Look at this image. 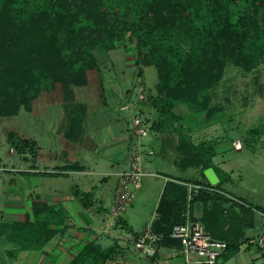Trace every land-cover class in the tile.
Returning a JSON list of instances; mask_svg holds the SVG:
<instances>
[{
  "label": "trees",
  "instance_id": "1",
  "mask_svg": "<svg viewBox=\"0 0 264 264\" xmlns=\"http://www.w3.org/2000/svg\"><path fill=\"white\" fill-rule=\"evenodd\" d=\"M247 1L249 7L242 15L236 10L245 0H2L0 116L17 115L22 108L32 111L43 91L60 94L50 101L63 103L65 120L60 134L70 148L74 143L84 144L88 138L86 105L76 101L72 85L85 84L89 71L100 72L97 50L107 52L121 43H133L139 74L143 65L157 68L155 90L147 97L159 115L154 129H175L176 123L184 129L183 116L176 111L181 104L206 111L210 118L221 109L212 105L211 89L222 79L226 65L233 62L252 70L264 62V0ZM24 141L34 144L31 139ZM177 152L180 159L176 164L182 170L200 168L204 180L167 181L152 222V229L163 235L160 246L182 249V241L171 236L173 227L184 223L188 214L197 219L194 204L202 202L200 220L215 238L228 242L223 255L228 258L239 248L243 225L248 226L236 210L242 205L231 200L232 205L226 207V195L206 190L188 200L185 183L222 190L230 175L215 164L212 147L195 143L189 132L180 130ZM209 167L219 177L215 185L205 174ZM82 168L68 164L44 174L54 176ZM257 209L264 213L263 208ZM68 220L62 204L34 201L25 220H13V225L0 228V232L9 231L7 238L17 249H42L67 230ZM123 251L118 242L103 248L92 240L70 264H133L134 259ZM121 255L124 257L119 259Z\"/></svg>",
  "mask_w": 264,
  "mask_h": 264
},
{
  "label": "rangeland",
  "instance_id": "2",
  "mask_svg": "<svg viewBox=\"0 0 264 264\" xmlns=\"http://www.w3.org/2000/svg\"><path fill=\"white\" fill-rule=\"evenodd\" d=\"M238 7L236 11L243 15L249 7L248 1ZM96 53L100 72L89 71L85 84L72 85L76 101L86 105L84 125L88 138L84 144L74 143L75 147L70 148L60 134V125L65 120L63 103L50 102L53 98H60V94L48 95L43 91L34 101L32 111L22 108L17 115L0 116V228L10 227L13 220H25L31 211L32 199L37 196L38 201L62 204L65 195L78 193L77 188L81 194L88 187L99 196L103 195L104 199V206L97 210L96 218L94 216V231L102 237L105 246L114 245L118 238L126 241V237L134 234L126 231L120 218L127 219L136 231H144L153 222L158 215L157 207L166 180H204L200 168L182 170L176 164L180 159L178 152L172 154L168 151L165 155L153 147L157 145L152 140L159 115L147 97L155 90L156 66L143 65L140 75L133 43H121L113 50L99 49ZM211 94L212 105L221 107L219 111L207 118L206 111L181 104L176 111L183 116L184 129H179L180 124L176 123L177 130L169 132L177 144L180 130H184L190 133L195 143L210 145L215 164L230 175L221 188L225 192L222 194L228 198L226 203L229 206L241 204V208L253 213V226L255 222L256 226L247 229L252 235L251 249L243 245L239 253L219 261V264H239L250 259L264 230V213L257 209H264V62L252 70L229 62ZM139 109L150 128V133L141 141L147 149L153 147L157 153L150 157L146 154L142 187L121 217L112 220L110 210L118 172L128 167L130 153L139 141L132 132V118ZM24 139H31L34 144L27 145ZM236 140L242 142V149L234 147ZM71 162L84 166L86 170L54 176L44 174V170L60 169L61 165ZM75 202L81 209L80 201ZM202 211L203 203L197 202L196 214ZM71 212L77 221L81 220L77 208ZM248 212L241 214L246 225L252 221ZM73 225L77 227L75 223ZM8 233L0 232V264H16L9 250L18 246L7 238ZM56 242L58 237L49 242L46 249L51 251ZM121 246L125 251L122 253L134 259L133 264H149L135 251L132 239ZM160 252L163 257L160 264H187L182 252L172 258L164 256L168 253L167 248ZM27 259L24 257L19 264H30L24 262Z\"/></svg>",
  "mask_w": 264,
  "mask_h": 264
},
{
  "label": "built area",
  "instance_id": "3",
  "mask_svg": "<svg viewBox=\"0 0 264 264\" xmlns=\"http://www.w3.org/2000/svg\"><path fill=\"white\" fill-rule=\"evenodd\" d=\"M132 121V132L139 141L130 153L128 167L119 174L116 194L110 210V219L112 220L120 218L133 202L138 190L142 187L143 177L146 175V171L143 168V160L146 154L151 155L154 153L152 149H147L141 141L142 138L150 133V128L140 109L134 113ZM233 145L236 149H242L240 140L234 141ZM185 185L188 188V200L193 199L202 190L225 193L210 185L189 182H186ZM171 236L182 241V252L191 263L219 264L220 259L223 258L228 248L227 241L215 238L200 219H192L189 214L184 223L176 224L173 227ZM162 238V234L152 229L151 223L144 231L137 235L133 234L131 237H126L125 240L127 243L130 239L134 241L135 251L144 257L146 262L148 261L149 264H160L158 254ZM257 244L264 252V231L260 234ZM248 264H264V258Z\"/></svg>",
  "mask_w": 264,
  "mask_h": 264
},
{
  "label": "crops",
  "instance_id": "4",
  "mask_svg": "<svg viewBox=\"0 0 264 264\" xmlns=\"http://www.w3.org/2000/svg\"><path fill=\"white\" fill-rule=\"evenodd\" d=\"M174 129V128H170V129H157L155 128V132H153V140L152 143L154 144L156 141V144H154L153 147H155L158 152H160L161 154H165L167 155L168 151H171L172 154L177 153V140L176 139H172V133L169 132V130ZM168 130V131H167ZM175 133V132H174ZM151 147V149L154 151L153 154L149 155L148 157L154 155L155 153H157L155 151V148ZM68 164H74V163H65L63 165H61L60 169H63L65 165ZM81 166V165H80ZM60 171L59 168H56ZM85 167L83 166L82 169L79 170H64V174H67L70 171H79V172H83L85 171ZM44 171H48V170H44ZM122 170H120L118 172V177L119 174ZM174 179V178H173ZM208 179V178H207ZM167 183H164L163 186V190L164 187ZM162 190V193H163ZM79 193V189L77 188V191ZM78 193H74V194H68L65 195L64 197V201L61 202L62 205H64L65 209L67 210V212L69 213V227L67 228V230L64 233H60L58 235H56L52 240H54L55 238L58 237V242L55 243V246L52 248V250H48L46 249V245L49 243H47L42 249H17L15 247V249L13 250H9V254L10 257L14 260V263L19 264L20 262H22L23 258L25 257L27 260H24L25 263H30L33 261V264H70V262L72 261L74 255L77 254V252L88 242V241H95L96 243H99L102 245L103 248H107L108 246H105L103 244V239L102 237L98 236V234H96V232L94 231V229H96V227L94 226V216L96 218L97 213L99 211V209L101 208V206H104V199H103V195L99 196L98 194L94 193L93 189H90L87 187L86 190H82V193L78 194ZM162 195V194H161ZM40 198L37 196V198L32 199V202L34 201H38ZM75 200L80 201V205H81V209L78 206V203L75 202ZM47 202V201H46ZM197 203V202H196ZM195 203V204H196ZM53 204H56V202H54ZM195 204H194V209H193V215L197 218L200 219V217L203 214L204 211V205H203V211L200 214H196L195 212ZM225 206H229L227 203L225 204ZM30 206V210H31ZM74 208L78 209V213L81 214L80 218L81 220L77 221V217H75L73 214V212H71V210L73 211ZM242 211L240 210V207H236V210L242 214V212H248L247 209H243L241 208ZM98 210V211H97ZM31 212V211H30ZM249 213V212H248ZM91 214L93 215V218L91 216ZM251 216V222L252 224H248V226H244L243 225V236L239 239L238 244H239V248L237 251L232 252V254L228 257L225 258L223 256V260H227L230 259L232 256H234L235 254L239 253L242 246L245 245V248L247 249H251L252 246V235H249L247 233V229L248 228H253L254 226H256V222L253 226V213H249ZM242 216V215H241ZM157 217V216H156ZM255 220V219H254ZM122 221L124 222L123 225H126V231L129 233L128 229L133 230V232H140L142 230L136 231L133 227V225H130L129 221L125 218L122 217ZM76 224L77 227H75L73 224ZM125 229V228H124ZM264 231V230H263ZM131 232V233H133ZM262 233V232H261ZM260 233V234H261ZM109 236V235H108ZM260 236V235H259ZM51 240V241H52ZM78 241L77 243L75 242ZM50 241V242H51ZM70 242V243H69ZM117 242L123 246H125L126 241H122L121 238L117 239ZM78 244H83L82 247H77ZM163 248H167L168 249V253H166V255L164 254L165 257L167 258H172L175 255H178L177 253L182 252V249H177V248H169V247H161L160 251ZM257 249L252 252L250 259L243 261L239 264H248L250 262L253 261H257L260 260L262 258H264V252L259 248V246L257 245L256 247ZM159 251L158 254V261L160 263L162 254ZM252 251V250H251ZM182 254L185 256V254L182 252ZM185 260L187 262V264H198V263H191L187 260V258L185 257Z\"/></svg>",
  "mask_w": 264,
  "mask_h": 264
},
{
  "label": "water",
  "instance_id": "5",
  "mask_svg": "<svg viewBox=\"0 0 264 264\" xmlns=\"http://www.w3.org/2000/svg\"><path fill=\"white\" fill-rule=\"evenodd\" d=\"M205 174L211 184L215 185L219 182V177L213 167L207 168Z\"/></svg>",
  "mask_w": 264,
  "mask_h": 264
}]
</instances>
